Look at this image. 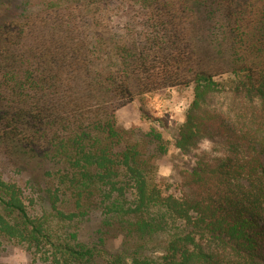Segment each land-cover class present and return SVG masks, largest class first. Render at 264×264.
I'll return each instance as SVG.
<instances>
[{"label": "trees", "instance_id": "trees-1", "mask_svg": "<svg viewBox=\"0 0 264 264\" xmlns=\"http://www.w3.org/2000/svg\"><path fill=\"white\" fill-rule=\"evenodd\" d=\"M138 1L145 33L129 40L95 14L103 0H72L58 20L0 5V154L24 178L0 173V251L22 246L40 264H264V0ZM190 88L174 147L194 164L162 187L171 143L156 127L118 131L116 114Z\"/></svg>", "mask_w": 264, "mask_h": 264}, {"label": "rangeland", "instance_id": "rangeland-1", "mask_svg": "<svg viewBox=\"0 0 264 264\" xmlns=\"http://www.w3.org/2000/svg\"><path fill=\"white\" fill-rule=\"evenodd\" d=\"M32 9L34 14L48 15L58 20V17L68 13L72 9L68 3L72 0H24ZM56 3L57 8H51ZM12 4L20 7L21 0H0V5ZM49 4V6H48ZM95 14L100 13L104 24L110 25L112 33L129 40L143 33L142 26L145 25V13L142 12L138 0H103L102 4L95 6ZM56 9V11H55ZM43 11V12H41ZM54 11L57 13L55 16ZM36 12V13H35ZM9 17H14L15 12L11 10ZM143 13V18L141 17ZM40 18V16H38ZM233 81L232 77H225L219 82ZM193 98V89H172L144 96L135 101L134 104L121 109L116 114V127L118 131H139L141 134L149 132L152 127L159 128L164 138L171 143L168 154L157 162L158 182L162 187L168 185L176 186L179 183V173L185 166H193L194 160L191 156H183L174 147L176 128L184 122L186 111ZM144 110L151 118L148 121L142 116L140 110ZM160 121V125L159 122ZM207 144L204 143L203 147ZM0 173H5L7 178L24 180L23 177L15 175V171L6 165L0 154ZM99 227V221L93 217V224ZM88 231V230H87ZM120 236H113L112 248L118 249L122 244ZM0 251V264H40L34 255L27 252L22 246L3 245Z\"/></svg>", "mask_w": 264, "mask_h": 264}]
</instances>
